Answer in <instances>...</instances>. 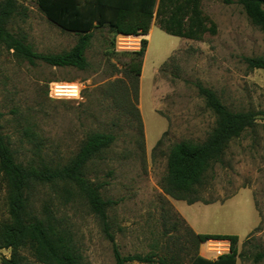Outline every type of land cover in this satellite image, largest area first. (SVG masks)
Returning a JSON list of instances; mask_svg holds the SVG:
<instances>
[{
	"label": "rangeland",
	"instance_id": "1",
	"mask_svg": "<svg viewBox=\"0 0 264 264\" xmlns=\"http://www.w3.org/2000/svg\"><path fill=\"white\" fill-rule=\"evenodd\" d=\"M16 1L20 14L8 29L24 36L34 51L57 53L76 42L75 33L46 19L36 0ZM237 1L201 0L216 34L206 33L199 41L169 35L154 21L148 35L126 37L106 27L95 29L83 70L31 64L0 44V131L17 161L39 168L60 166L75 155L87 134L115 135L113 144L88 162L86 176L110 201L108 222L122 255H155L163 264H190L196 255L216 259L229 250V241L217 247L210 240L198 242L196 233L234 234L236 264H264L253 261L256 252L264 251V70L244 62L262 54L264 31ZM130 37L121 44L120 38ZM141 39L147 45L134 83L128 71L130 53L140 48ZM197 81L229 110L259 115L207 170L196 192L199 203L191 205L171 198L162 186L171 145L203 141L214 126L215 116L198 95ZM59 82L79 88L78 97L53 94L52 83ZM29 199L34 210L46 206L69 231L81 264H115L98 219L74 186L34 184ZM205 201L212 203L203 205ZM179 212L194 221L193 231ZM6 217L0 187V221ZM0 255L8 257L9 250H0Z\"/></svg>",
	"mask_w": 264,
	"mask_h": 264
},
{
	"label": "trees",
	"instance_id": "2",
	"mask_svg": "<svg viewBox=\"0 0 264 264\" xmlns=\"http://www.w3.org/2000/svg\"><path fill=\"white\" fill-rule=\"evenodd\" d=\"M246 15L264 31V0H238ZM47 20L64 31L75 33L76 42L65 51L40 53L32 49L25 37L8 29V24L20 11L16 0L0 2V44L20 59L33 64L41 61L55 67H87L85 51L93 30L106 27L113 34L146 35L154 21L165 33L199 41L204 34H216V24L203 13L201 0H36ZM140 48L132 51L128 71L134 83L141 73L142 58L147 41L141 39ZM250 69L264 70V50L261 55L245 57ZM197 93L215 116L214 126L203 141L182 140L171 145L166 157V174L163 190L175 200L192 204L200 200L197 189L207 170L220 162L231 140L255 125L258 112L231 111L216 93L201 82L195 83ZM115 141L110 132L87 134L75 155L65 164L56 167H36L16 160L0 131V187L4 188L7 217L0 221V250H9V256L0 255L1 264H81L82 256L68 230L61 228L52 212L43 206L34 210L29 199L34 184L62 182L74 186L95 217L109 241L115 264L132 261L163 264L155 255H122L110 231L107 209L110 201L100 193V185L86 176L89 161L107 150ZM160 144V139L156 146ZM68 191L67 188H65ZM203 203H210L205 201ZM198 242L227 240L229 250L216 259L196 255L190 264H236L234 234L200 233ZM27 252L24 254L23 252ZM216 255L215 252L206 251ZM264 260V251L256 252L253 261Z\"/></svg>",
	"mask_w": 264,
	"mask_h": 264
},
{
	"label": "bare ground",
	"instance_id": "3",
	"mask_svg": "<svg viewBox=\"0 0 264 264\" xmlns=\"http://www.w3.org/2000/svg\"><path fill=\"white\" fill-rule=\"evenodd\" d=\"M148 34H149V32H148ZM125 36L127 37L129 35H125ZM119 40L124 42L121 44H127L125 42L130 41L132 39L130 37V38H124V39L120 38ZM57 85H58V87L63 88L61 91L65 92V93L61 94L62 96H74V97L78 96L77 92L79 91V88H77L76 86H73L72 83L59 82V83H57ZM70 92H73V93H70ZM210 242L216 243L217 247H219L220 245H222L221 243L223 242V240H210Z\"/></svg>",
	"mask_w": 264,
	"mask_h": 264
},
{
	"label": "built area",
	"instance_id": "4",
	"mask_svg": "<svg viewBox=\"0 0 264 264\" xmlns=\"http://www.w3.org/2000/svg\"><path fill=\"white\" fill-rule=\"evenodd\" d=\"M62 89L63 88L58 87L57 83H52L51 90H52V93L55 94L56 96H61L62 97L61 94L65 93V92L61 91ZM70 93H73V92H70ZM78 94H79V91L77 92V95ZM72 97H74V96H72ZM76 97H78V96H76Z\"/></svg>",
	"mask_w": 264,
	"mask_h": 264
},
{
	"label": "crops",
	"instance_id": "5",
	"mask_svg": "<svg viewBox=\"0 0 264 264\" xmlns=\"http://www.w3.org/2000/svg\"><path fill=\"white\" fill-rule=\"evenodd\" d=\"M147 35V34H146ZM195 203V202H194ZM196 203H199V202H196ZM210 203H212V202H210ZM210 203H203V205H208V204H210ZM191 205H193V203L191 204ZM179 211V210H178ZM180 213V212H179ZM257 213V212H256ZM180 215L182 216V218L187 222V224L190 226V228L192 229V231L194 230V221L193 220H186V218H185V216L184 215H182L181 213H180ZM257 215H258V213H257ZM259 217H258V222H259ZM258 222H257V224H258ZM257 224L255 225V227L257 226ZM254 227V228H255ZM253 228V229H254ZM195 233V232H194ZM196 234H199V233H196Z\"/></svg>",
	"mask_w": 264,
	"mask_h": 264
},
{
	"label": "water",
	"instance_id": "6",
	"mask_svg": "<svg viewBox=\"0 0 264 264\" xmlns=\"http://www.w3.org/2000/svg\"><path fill=\"white\" fill-rule=\"evenodd\" d=\"M121 35H124V34H121ZM133 36V35H132Z\"/></svg>",
	"mask_w": 264,
	"mask_h": 264
}]
</instances>
